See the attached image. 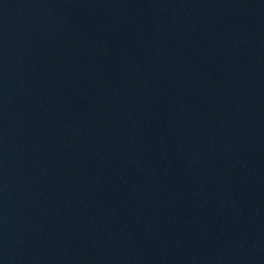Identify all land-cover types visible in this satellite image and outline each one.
I'll return each mask as SVG.
<instances>
[{
	"label": "water",
	"instance_id": "obj_1",
	"mask_svg": "<svg viewBox=\"0 0 264 264\" xmlns=\"http://www.w3.org/2000/svg\"><path fill=\"white\" fill-rule=\"evenodd\" d=\"M0 264H264V0H0Z\"/></svg>",
	"mask_w": 264,
	"mask_h": 264
}]
</instances>
